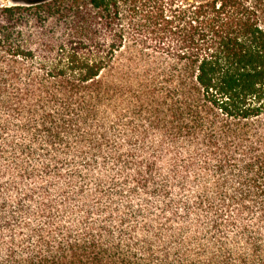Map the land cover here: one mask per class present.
<instances>
[{"label":"trees","instance_id":"trees-1","mask_svg":"<svg viewBox=\"0 0 264 264\" xmlns=\"http://www.w3.org/2000/svg\"><path fill=\"white\" fill-rule=\"evenodd\" d=\"M11 1L0 4L1 138L12 127L47 152L70 151L73 137L79 149L101 151L115 127L142 149L154 133L159 148L183 144L213 168L215 182L236 187L223 201L233 210L208 220L202 240L155 247L116 240L102 224L24 225L27 235L2 244L0 264H264V0L128 2L125 11L142 8L145 21L132 28L150 29L160 55L137 45L121 53L123 0ZM63 164L51 156L44 168Z\"/></svg>","mask_w":264,"mask_h":264},{"label":"rangeland","instance_id":"rangeland-1","mask_svg":"<svg viewBox=\"0 0 264 264\" xmlns=\"http://www.w3.org/2000/svg\"><path fill=\"white\" fill-rule=\"evenodd\" d=\"M130 1L123 0L120 16L127 40V48L121 53H136L128 47L137 45L144 54H165L155 49L157 38L150 29L132 28L131 24L145 21L142 8L137 14L125 11ZM136 1L139 6L153 7L144 0ZM0 4L12 1L0 0ZM140 41L147 44L142 46ZM10 128L9 133L0 137V147H7L0 154L2 252L5 250L2 244L6 246L11 236L21 238L28 234L24 225L38 230L50 223L72 230L102 224L116 240H147L155 247L168 243L174 248L180 241L204 239L208 232L203 230L206 222L233 210V207L226 210L223 201L233 196L236 183L215 182L213 168H205L202 158L187 151L183 144L171 148L165 142L159 148L161 139L154 133L149 135L146 149H142L134 134L129 141L125 128L115 127L107 134L110 144H103L101 151L91 149L88 144L79 149V141L73 137L68 138L70 151L59 148L47 152L41 140L17 136L14 128ZM100 134L96 124L92 136L98 142L102 141ZM13 140L28 146L29 151L15 153L9 147ZM51 156L61 158L64 164L45 169L44 163ZM189 160L193 162L191 167L186 164ZM148 161L154 162L152 170L146 168ZM121 230L126 233L124 237L119 235Z\"/></svg>","mask_w":264,"mask_h":264}]
</instances>
